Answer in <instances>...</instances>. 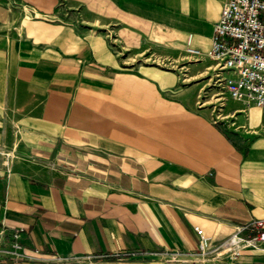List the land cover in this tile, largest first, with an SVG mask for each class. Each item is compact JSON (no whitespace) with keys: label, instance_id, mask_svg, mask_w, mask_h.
<instances>
[{"label":"crops","instance_id":"1","mask_svg":"<svg viewBox=\"0 0 264 264\" xmlns=\"http://www.w3.org/2000/svg\"><path fill=\"white\" fill-rule=\"evenodd\" d=\"M222 1L0 0V264H264L193 229L264 223V105L206 55Z\"/></svg>","mask_w":264,"mask_h":264},{"label":"built area","instance_id":"2","mask_svg":"<svg viewBox=\"0 0 264 264\" xmlns=\"http://www.w3.org/2000/svg\"><path fill=\"white\" fill-rule=\"evenodd\" d=\"M184 51L198 55V50L186 41ZM212 61L214 75L225 70L223 78L227 93L257 106L264 105V0H223L210 34L206 51ZM199 254L235 256L243 246H254L264 241V223L261 218H250L239 223L224 237L210 241L194 226ZM246 233H243V232ZM17 233L9 239V247L0 246L3 256L19 257ZM51 259L60 257L52 254Z\"/></svg>","mask_w":264,"mask_h":264}]
</instances>
